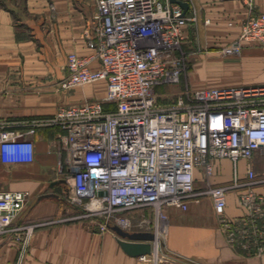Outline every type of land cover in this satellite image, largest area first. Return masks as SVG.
Instances as JSON below:
<instances>
[{"label":"built area","instance_id":"obj_1","mask_svg":"<svg viewBox=\"0 0 264 264\" xmlns=\"http://www.w3.org/2000/svg\"><path fill=\"white\" fill-rule=\"evenodd\" d=\"M247 4L250 13L224 53H239L243 40L264 42V12H253L252 0ZM196 20V13H184L170 0H96L84 32L90 51L67 54L58 86L71 90L104 80L105 95L62 104L49 117L18 123L0 118V159L31 161L30 135L38 127L57 126L73 191L68 199L80 209L76 217L96 221L101 230L111 224L130 230L152 221L138 220L131 211L150 209L160 221L167 219L168 206L186 209L189 200L207 196L228 244L261 252L264 195L254 184L264 181V172L257 177L248 166L243 179L234 174L217 183L211 177L214 160L235 164L264 147V82L191 85L185 78L190 55L184 28ZM23 125L26 130L17 127ZM196 170L205 181L201 188L195 185ZM232 190L244 208L241 217L225 214ZM28 196L27 190L0 189V235L17 243L15 264H22L36 227L58 220L16 221Z\"/></svg>","mask_w":264,"mask_h":264},{"label":"crops","instance_id":"obj_2","mask_svg":"<svg viewBox=\"0 0 264 264\" xmlns=\"http://www.w3.org/2000/svg\"><path fill=\"white\" fill-rule=\"evenodd\" d=\"M187 1L188 12L196 13L197 20L184 28L190 55L186 80L193 86L263 83L264 42L243 40L239 53L222 52L238 37L241 22L250 13L248 0ZM252 3L253 12H264V0ZM95 9L96 0H0L1 119L18 123L49 117L62 104L105 95L104 80L71 90L58 86L66 74L67 54L90 51L84 32ZM17 127L27 129L25 125ZM60 131L57 126H42L30 135L34 142L31 161L7 163L0 159V189L29 192L16 221L58 219L36 227L22 264H264V251L249 253L228 244L207 196L189 200L186 209L166 208L167 230L158 241L159 257L154 254L156 240L151 253L127 254L110 227L101 230L96 221L76 217L80 209L68 199L73 191L62 167ZM213 166L211 180L217 183L232 179L234 174L245 178L248 166L261 177L264 147L256 149L250 159L241 158L235 164L228 158L217 159ZM195 178L196 187L205 185L199 170ZM254 189L264 195V181L255 183ZM244 212L237 190L230 191L225 214L241 217ZM129 214L153 217L150 209ZM17 256V243L9 235H0V264H15Z\"/></svg>","mask_w":264,"mask_h":264},{"label":"water","instance_id":"obj_3","mask_svg":"<svg viewBox=\"0 0 264 264\" xmlns=\"http://www.w3.org/2000/svg\"><path fill=\"white\" fill-rule=\"evenodd\" d=\"M170 1L179 3L183 8L184 13L189 8V2L187 0ZM99 193H102V191ZM109 227L118 235V242L127 254L132 256H140L152 252L153 243L157 238V235L154 231H131L117 224H111Z\"/></svg>","mask_w":264,"mask_h":264},{"label":"bare ground","instance_id":"obj_4","mask_svg":"<svg viewBox=\"0 0 264 264\" xmlns=\"http://www.w3.org/2000/svg\"><path fill=\"white\" fill-rule=\"evenodd\" d=\"M160 225H159V228H158V230H157V238H156V241H155V245H156V249L154 250V254H155V256L156 257H159V239H162V238H164V235H165V233H166V230H167V222H166V219L164 220V219H162V220H160ZM162 228L165 230L163 233H162ZM154 245V246H155Z\"/></svg>","mask_w":264,"mask_h":264},{"label":"rangeland","instance_id":"obj_5","mask_svg":"<svg viewBox=\"0 0 264 264\" xmlns=\"http://www.w3.org/2000/svg\"><path fill=\"white\" fill-rule=\"evenodd\" d=\"M59 82V81H58ZM80 87H83V86H80ZM61 89V88H60ZM64 174H66V172L64 171ZM133 217V216H132ZM143 217V215H139V216H137L136 218H138V220L140 219V218H142ZM147 217V216H146ZM149 219H152V221H150V223H147V224H144V227L143 226H138V227H135V228H149L150 230H152V231H154V232H156L157 233V230H158V228H159V225H160V221H158L159 219H157V221L156 220H153V217L151 218V217H148ZM167 222V221H166ZM135 223H137V221L135 222ZM145 226H147V227H145ZM165 230L162 228V233L164 232ZM249 253H255V251L253 250V251H251V252H249Z\"/></svg>","mask_w":264,"mask_h":264}]
</instances>
